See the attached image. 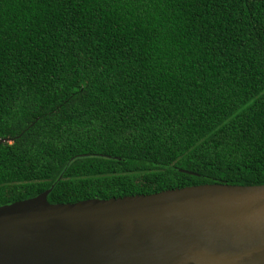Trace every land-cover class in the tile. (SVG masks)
<instances>
[{
    "label": "trees",
    "instance_id": "1",
    "mask_svg": "<svg viewBox=\"0 0 264 264\" xmlns=\"http://www.w3.org/2000/svg\"><path fill=\"white\" fill-rule=\"evenodd\" d=\"M2 139L0 206L264 184V0H0Z\"/></svg>",
    "mask_w": 264,
    "mask_h": 264
},
{
    "label": "water",
    "instance_id": "2",
    "mask_svg": "<svg viewBox=\"0 0 264 264\" xmlns=\"http://www.w3.org/2000/svg\"><path fill=\"white\" fill-rule=\"evenodd\" d=\"M52 186L0 206V264H264V184L72 203Z\"/></svg>",
    "mask_w": 264,
    "mask_h": 264
}]
</instances>
